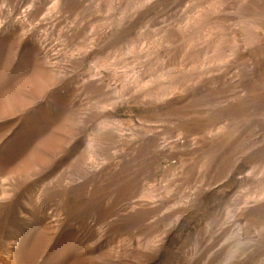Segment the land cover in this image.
I'll list each match as a JSON object with an SVG mask.
<instances>
[{
    "label": "rangeland",
    "instance_id": "374dc122",
    "mask_svg": "<svg viewBox=\"0 0 264 264\" xmlns=\"http://www.w3.org/2000/svg\"><path fill=\"white\" fill-rule=\"evenodd\" d=\"M0 264H264V0H0Z\"/></svg>",
    "mask_w": 264,
    "mask_h": 264
}]
</instances>
